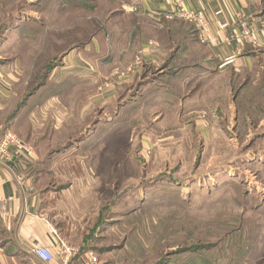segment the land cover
I'll use <instances>...</instances> for the list:
<instances>
[{"label":"rangeland","instance_id":"obj_1","mask_svg":"<svg viewBox=\"0 0 264 264\" xmlns=\"http://www.w3.org/2000/svg\"><path fill=\"white\" fill-rule=\"evenodd\" d=\"M158 1L0 0V160L26 148L72 260L264 264V63L221 68Z\"/></svg>","mask_w":264,"mask_h":264},{"label":"crops","instance_id":"obj_2","mask_svg":"<svg viewBox=\"0 0 264 264\" xmlns=\"http://www.w3.org/2000/svg\"><path fill=\"white\" fill-rule=\"evenodd\" d=\"M181 9L193 13L206 25L207 47L221 68L250 70L264 63V0H179ZM159 11L174 12L173 0L156 2ZM249 20L252 35L237 38L241 21ZM235 36V37H234ZM10 159L0 160V201L5 210L0 224L5 235V248L18 256L30 257L36 247L52 248V227L42 215V197L30 178L31 161L19 148H10ZM34 258V257H33ZM35 259V258H34ZM35 262L39 263L36 259ZM47 264H65L58 257ZM67 264H88L82 258Z\"/></svg>","mask_w":264,"mask_h":264},{"label":"built area","instance_id":"obj_3","mask_svg":"<svg viewBox=\"0 0 264 264\" xmlns=\"http://www.w3.org/2000/svg\"><path fill=\"white\" fill-rule=\"evenodd\" d=\"M176 4L179 8H181L180 1L176 0ZM182 13L184 18L196 22L199 40L202 43H207L209 38L206 33V25L204 24V22L201 19L197 18L191 12L182 10ZM241 26L243 29L241 36L244 39L250 37L254 32V28L250 26L249 20H246V22L244 21ZM261 26H264V22L261 24ZM13 143H15V137L10 134H7L5 137L2 138L0 142V153L2 154V156L7 157L9 155L7 151L9 146H11ZM20 149L26 150L25 147H22ZM0 205L2 207L1 210L4 212L5 207L2 201H0ZM51 231L55 238L53 247L51 249L45 247H36L31 252L32 256L41 263H49L53 261L55 257H58L65 264L69 263V261L74 256V250L58 236V234L53 228ZM88 264H95V259L89 258Z\"/></svg>","mask_w":264,"mask_h":264},{"label":"trees","instance_id":"obj_4","mask_svg":"<svg viewBox=\"0 0 264 264\" xmlns=\"http://www.w3.org/2000/svg\"><path fill=\"white\" fill-rule=\"evenodd\" d=\"M197 70H198V73H199V69H197ZM195 73H196V72H193V76H191V77H194V74H195ZM189 77H190V76H189ZM195 77H196V76H195ZM41 86H43V85H41ZM169 94H170L171 96H173V95H172L173 93L170 92ZM32 95H33V93H30V94L26 95V97H25V102H26V101L28 100V98L31 97ZM171 96H170V97H171ZM23 105H24V104H23ZM9 251H10V250H9ZM10 253H11L12 256H18L14 251H10ZM18 257H19V256H18ZM165 262H166V261L163 260L162 262H159L158 264H166Z\"/></svg>","mask_w":264,"mask_h":264}]
</instances>
